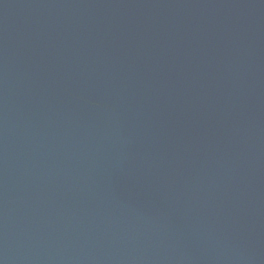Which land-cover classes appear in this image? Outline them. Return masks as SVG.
Wrapping results in <instances>:
<instances>
[{"label": "water", "instance_id": "obj_1", "mask_svg": "<svg viewBox=\"0 0 264 264\" xmlns=\"http://www.w3.org/2000/svg\"><path fill=\"white\" fill-rule=\"evenodd\" d=\"M0 264H264V0H0Z\"/></svg>", "mask_w": 264, "mask_h": 264}]
</instances>
